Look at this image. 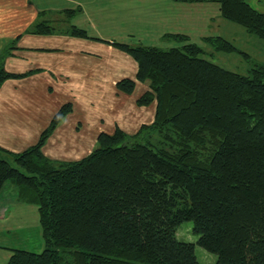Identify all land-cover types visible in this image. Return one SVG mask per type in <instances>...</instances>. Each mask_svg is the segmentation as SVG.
Segmentation results:
<instances>
[{"label":"trees","instance_id":"obj_1","mask_svg":"<svg viewBox=\"0 0 264 264\" xmlns=\"http://www.w3.org/2000/svg\"><path fill=\"white\" fill-rule=\"evenodd\" d=\"M173 1L216 3L223 19L264 41V12L246 0ZM55 31L47 20L28 30ZM64 32L87 35L74 25ZM164 38L182 45L112 41L148 84L137 103L156 102L152 124L131 135L101 133L82 159L52 161L42 148L71 112L67 103L36 144L20 153L0 148V191L10 182L37 206L45 241L40 253L12 249L7 264H201L195 244L177 238L187 221L215 264H264V64L237 73L205 58L186 34ZM202 40L248 57L222 36ZM12 46L0 52V86L21 76L3 66ZM135 86L130 78L117 83L127 94Z\"/></svg>","mask_w":264,"mask_h":264},{"label":"crops","instance_id":"obj_2","mask_svg":"<svg viewBox=\"0 0 264 264\" xmlns=\"http://www.w3.org/2000/svg\"><path fill=\"white\" fill-rule=\"evenodd\" d=\"M182 6L173 0H0V52L13 45L3 66L21 75L0 86V148L20 153L36 144L67 103L71 112L42 148L52 161L82 159L97 148L101 133L112 134L118 128L131 135L152 124L156 102L137 103L148 84L136 80L137 62L112 41L136 45V41L143 44V36L152 31L162 38L180 33L172 30L186 29L175 22L183 10L196 14V22L204 21L198 16L201 9ZM65 10L77 11L67 16ZM187 18L184 14L183 19ZM41 20L53 24L56 31L28 32ZM70 25L87 35L64 32ZM127 78L136 81L130 94L117 88ZM9 194L15 201L12 206L2 200ZM27 203L18 188L7 182L0 191V221L12 217L11 208L21 204L26 209ZM22 208H18L20 215L27 213ZM3 226L0 223V264H7L12 249L5 243L11 232Z\"/></svg>","mask_w":264,"mask_h":264},{"label":"rangeland","instance_id":"obj_3","mask_svg":"<svg viewBox=\"0 0 264 264\" xmlns=\"http://www.w3.org/2000/svg\"><path fill=\"white\" fill-rule=\"evenodd\" d=\"M249 4L260 12H264V0H247ZM183 5L182 9L189 7L192 10L201 9L199 17L204 21L196 22L197 15L190 11H181L180 26L185 25L186 29H173L172 32L186 33L190 37V41L198 43L204 48L203 56L208 60L222 66L225 69L247 74L249 70L256 63L264 64V41L257 36L248 33L245 28L235 23L229 22L220 16L218 4L216 3H194L187 6V4L178 2ZM210 7V11L204 8ZM204 9V10H203ZM184 14L188 15L187 19ZM211 18V19H210ZM190 24V26H188ZM161 35V34H160ZM157 33L152 31L143 36L145 45L158 46L162 48H170L181 46V41L175 39L162 40L163 38ZM205 36H222L231 41L238 50L248 55L244 56L238 52H218L211 46L203 42ZM137 40H141L136 36ZM165 39V38H164ZM125 43V42H124ZM138 44L139 42L136 41ZM128 44V43H127ZM5 205H14L15 201L11 198V194L2 198ZM26 209L22 208L21 204L18 208L27 210V213L19 214L18 208H11L13 211L12 217L8 221L1 220L0 223L4 224L5 231L10 230L8 237L9 248L21 249L29 252L40 253L45 248V241L42 236V228L39 222V214L37 206L27 203ZM20 210V209H19ZM10 214V213H9ZM8 234V233H6ZM177 238L181 241L191 242L195 244V253L198 261L201 264H215L216 256L204 250L196 242L198 237L193 233L192 222L187 221L182 223L177 230Z\"/></svg>","mask_w":264,"mask_h":264}]
</instances>
